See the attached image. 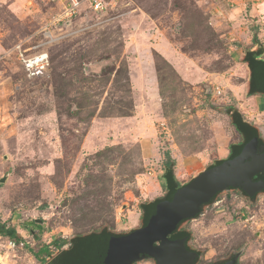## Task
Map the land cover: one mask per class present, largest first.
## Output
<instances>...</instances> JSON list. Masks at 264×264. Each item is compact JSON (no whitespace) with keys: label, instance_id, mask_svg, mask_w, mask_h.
Wrapping results in <instances>:
<instances>
[{"label":"rangeland","instance_id":"rangeland-1","mask_svg":"<svg viewBox=\"0 0 264 264\" xmlns=\"http://www.w3.org/2000/svg\"><path fill=\"white\" fill-rule=\"evenodd\" d=\"M53 11L0 0V221L29 239L41 226L34 246L13 250L0 235V264H37L35 250L74 234L136 227L139 203L164 193V151L181 183L227 157L238 134L225 106L264 135V96H246L240 62L253 32L264 44V0H122L98 18L86 6L46 47L48 71L27 77L16 47L33 45ZM180 228L198 264L240 250L238 264H264L263 192H222Z\"/></svg>","mask_w":264,"mask_h":264},{"label":"water","instance_id":"water-1","mask_svg":"<svg viewBox=\"0 0 264 264\" xmlns=\"http://www.w3.org/2000/svg\"><path fill=\"white\" fill-rule=\"evenodd\" d=\"M264 83V66L261 70ZM258 137L248 139L231 157L206 167L187 183L158 201L147 222L130 232L112 238L104 257L97 264H136L151 260L154 264H194L199 253L186 247L188 234L171 236L179 222L200 214L202 204L217 193L241 189L248 197L264 191V149H258ZM2 177L0 181H4ZM40 223V219H35ZM241 250L217 264H238Z\"/></svg>","mask_w":264,"mask_h":264},{"label":"trees","instance_id":"trees-1","mask_svg":"<svg viewBox=\"0 0 264 264\" xmlns=\"http://www.w3.org/2000/svg\"><path fill=\"white\" fill-rule=\"evenodd\" d=\"M240 62L245 64L247 70L246 96H251L255 94H260L264 96V83L261 76V70L263 69L264 66V44L258 38L255 32H253L251 36V47H249L248 49L242 52ZM221 110L226 115H228L231 126L238 134V141L230 143L228 145L227 157H231L234 153H236L241 148V146L253 136L258 137L259 140L258 149L259 150L264 149V135H261L258 127L254 123L246 119L244 115L238 110V108L234 106H225ZM222 160L223 158L215 159L206 167L215 165ZM257 177H262L264 179V172L258 174L254 178ZM189 180H187L184 183H181L177 180V177L175 175V160L174 158L171 157L169 150H166L164 151V160L162 161L161 164V170L158 173V181L164 193L162 196L154 197L151 200H145L139 203L140 217H139V223L136 227L121 232L110 231L107 229V227H103L97 231L93 230L85 233L74 234L69 240L56 241V244L59 247V251L46 262L44 256L51 254L47 246L35 250L33 254L35 258L40 257L39 262L43 264H97L100 261L99 257L92 252V250L97 248L95 246L96 243H99L100 241L101 246L103 248L102 251L105 250L106 252L108 248V243L112 238L124 235L130 232L131 230L144 225L147 222L149 213L153 209L155 204L164 197H166L170 192L174 191L181 185L187 183ZM230 189L233 191L237 190L234 188H230ZM219 195H221V193H217L208 203L202 204L200 207L201 208L200 213L203 212L206 206H208L214 200H216ZM189 220L190 219H185L179 222L176 229L171 233V236L188 234L186 247L190 250L198 252L199 255L201 256V252L199 250H194L188 245V242L191 237L190 233L187 230L180 228V226L183 223ZM33 222L35 223V220H33ZM36 226L38 230L31 229V233L33 237L38 238L41 230V226L40 224H36ZM0 235L7 237L8 239L15 240L16 242H19V240L21 239V236L14 227L6 226L1 221H0ZM94 235H97L99 241L87 240L83 242V239H86V237L94 236ZM65 242H69V245L67 248L62 249L63 248L62 245ZM200 256L194 260V264L199 263V261L201 260ZM226 259H223L221 261H224ZM221 261L212 262V263L209 262L207 264H217L218 262Z\"/></svg>","mask_w":264,"mask_h":264},{"label":"built area","instance_id":"built-area-1","mask_svg":"<svg viewBox=\"0 0 264 264\" xmlns=\"http://www.w3.org/2000/svg\"><path fill=\"white\" fill-rule=\"evenodd\" d=\"M53 4L55 11L51 12L40 29L39 37L33 45L27 48H21V44L17 45V60L20 62L22 69L27 77H38L44 75L49 69V54L46 47L49 43L56 41L73 31L65 30L71 24V21L80 14L82 8L86 6L98 18L104 13L108 7L122 0H46ZM37 49L36 51H30ZM216 92L219 94L220 90ZM33 237L21 236L19 242L8 239V247L11 249L23 248L25 246H34ZM50 255H45V262L48 261L59 249L50 250ZM43 264V263H37Z\"/></svg>","mask_w":264,"mask_h":264},{"label":"crops","instance_id":"crops-1","mask_svg":"<svg viewBox=\"0 0 264 264\" xmlns=\"http://www.w3.org/2000/svg\"><path fill=\"white\" fill-rule=\"evenodd\" d=\"M67 240H69V239H67ZM87 240H88V241H89V240L99 241V238L97 237V235L89 236V237H86V239H83V242H85V241H87ZM94 244H95V243H94ZM96 244H98V245H96ZM96 244H95V246H96L97 248L94 249V250H92V252L95 253V254L99 257V260H101V259L104 257V254H105V253H103V252H105V250L102 251L103 248H102V246H101V242H100V241H99V243H96ZM68 245H69V242H65V245H64V247H63L62 249L67 248Z\"/></svg>","mask_w":264,"mask_h":264},{"label":"flooded vegetation","instance_id":"flooded-vegetation-1","mask_svg":"<svg viewBox=\"0 0 264 264\" xmlns=\"http://www.w3.org/2000/svg\"><path fill=\"white\" fill-rule=\"evenodd\" d=\"M234 189H237V190H235V191H237V192H239V193H241L246 199H248V200H254L255 198H256V196L259 194V193H256L253 197H248L241 189H239V188H234ZM231 190V189H230ZM260 193H262V192H260ZM263 193H264V191H263ZM233 255V254H232ZM231 255V256H232ZM230 256V257H231ZM229 257V258H230Z\"/></svg>","mask_w":264,"mask_h":264}]
</instances>
